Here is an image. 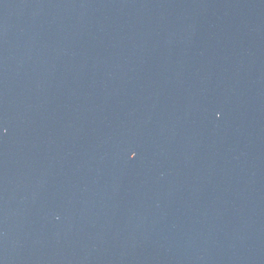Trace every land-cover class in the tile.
Wrapping results in <instances>:
<instances>
[{"label":"water","instance_id":"obj_1","mask_svg":"<svg viewBox=\"0 0 264 264\" xmlns=\"http://www.w3.org/2000/svg\"><path fill=\"white\" fill-rule=\"evenodd\" d=\"M0 264H264V0H0Z\"/></svg>","mask_w":264,"mask_h":264}]
</instances>
